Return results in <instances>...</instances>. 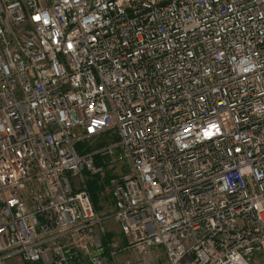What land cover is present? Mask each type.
Returning a JSON list of instances; mask_svg holds the SVG:
<instances>
[{"label": "built area", "instance_id": "2783aa9c", "mask_svg": "<svg viewBox=\"0 0 264 264\" xmlns=\"http://www.w3.org/2000/svg\"><path fill=\"white\" fill-rule=\"evenodd\" d=\"M158 255L264 256V0H0V264Z\"/></svg>", "mask_w": 264, "mask_h": 264}, {"label": "rangeland", "instance_id": "374dc122", "mask_svg": "<svg viewBox=\"0 0 264 264\" xmlns=\"http://www.w3.org/2000/svg\"><path fill=\"white\" fill-rule=\"evenodd\" d=\"M87 181H88V184H90V182L92 181L97 183L99 190L96 192L97 193L96 195L99 198L100 202L98 203L96 207L98 208L97 210L98 212H100L102 216L107 215L111 210L110 187H109V184L107 183V176L103 178H99L98 176H95V177L87 176ZM106 232L110 234L111 237L118 239V241H121L119 229L113 221L108 220L106 222ZM157 253L158 252L155 251L153 255ZM133 257L134 256L129 257L127 259L130 262V264H158V262L159 263L161 262L159 255L156 256V258H158V261L156 260L155 256L147 257L143 261H138L137 259H134L135 257L134 258ZM253 264H264V256L256 257Z\"/></svg>", "mask_w": 264, "mask_h": 264}, {"label": "trees", "instance_id": "16d2710c", "mask_svg": "<svg viewBox=\"0 0 264 264\" xmlns=\"http://www.w3.org/2000/svg\"><path fill=\"white\" fill-rule=\"evenodd\" d=\"M93 181L90 182V184H88V190H89V193L91 194V199H92V202L94 204V207L97 210L98 208L96 206L98 205V203L100 201L96 195L97 194L96 192L99 190V187L97 186V183H95ZM107 183H109V179H107ZM105 184H106V182H105Z\"/></svg>", "mask_w": 264, "mask_h": 264}, {"label": "crops", "instance_id": "0c3cea01", "mask_svg": "<svg viewBox=\"0 0 264 264\" xmlns=\"http://www.w3.org/2000/svg\"><path fill=\"white\" fill-rule=\"evenodd\" d=\"M107 179H108V177H107ZM110 199H111V195H110ZM111 209H112V202H111ZM97 212H98V210H96ZM99 214H100V212H98Z\"/></svg>", "mask_w": 264, "mask_h": 264}, {"label": "snow or ice", "instance_id": "6c2138e0", "mask_svg": "<svg viewBox=\"0 0 264 264\" xmlns=\"http://www.w3.org/2000/svg\"><path fill=\"white\" fill-rule=\"evenodd\" d=\"M38 19V18H37Z\"/></svg>", "mask_w": 264, "mask_h": 264}]
</instances>
